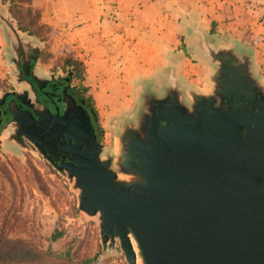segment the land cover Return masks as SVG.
I'll list each match as a JSON object with an SVG mask.
<instances>
[{
	"label": "water",
	"instance_id": "obj_1",
	"mask_svg": "<svg viewBox=\"0 0 264 264\" xmlns=\"http://www.w3.org/2000/svg\"><path fill=\"white\" fill-rule=\"evenodd\" d=\"M9 7L0 0L12 65L20 43L33 54L43 43L19 30ZM219 43L205 47L206 90L185 89L174 71L162 94L140 88L135 117L115 123L114 149L71 100L63 126L59 114L36 108V121L12 102L0 150L20 154L24 134L96 219L102 250L119 244L127 264H264V79L251 50ZM53 150L69 161L57 164Z\"/></svg>",
	"mask_w": 264,
	"mask_h": 264
},
{
	"label": "rangeland",
	"instance_id": "obj_2",
	"mask_svg": "<svg viewBox=\"0 0 264 264\" xmlns=\"http://www.w3.org/2000/svg\"><path fill=\"white\" fill-rule=\"evenodd\" d=\"M42 4L43 0L35 1L32 7L42 8ZM22 6L26 9L29 7L28 4ZM209 11L212 19L207 20L209 24L206 25L210 26L209 32L214 31L212 38L215 39L216 46L221 41H228L240 44V50H251L257 73L264 79V4L256 0H216ZM189 19L188 25L192 28L196 23L193 17L190 16ZM40 25L43 27L35 30H39V37L43 40L44 70L63 66L71 55L85 63L88 57L78 52L75 44L68 43L59 29L43 20V8ZM8 50L7 34L0 25V82H9L11 79L16 86L12 65L8 61ZM182 50L184 56H191L190 48L183 45ZM182 69L186 78L185 89L208 88L206 70L201 62L187 58ZM147 78L150 79L146 82L138 79L120 81V86L135 96L136 106L133 110L122 112L117 117L106 113L102 114L103 117L99 116L107 148L115 147L116 121L133 118L137 114L141 102L138 98L140 88L148 83L151 86L157 85L155 76ZM164 81L166 82L165 79ZM165 82L159 83L161 88L166 85ZM127 86L130 90L126 89ZM90 88L93 92V88ZM161 88L154 87L157 93L162 94ZM123 98L120 97L121 100ZM77 204V192L72 189L69 181L41 157L36 149H22L20 154L9 149L0 150V207L3 211L0 213L1 232L9 239L24 242L23 250L27 254L20 259L21 262L81 264L97 256L96 264H127L119 244L115 253L102 251L96 219L86 216L78 209ZM56 232L62 233V237L52 243L50 238ZM48 246H52L51 256L44 258L43 254L48 255Z\"/></svg>",
	"mask_w": 264,
	"mask_h": 264
},
{
	"label": "crops",
	"instance_id": "obj_3",
	"mask_svg": "<svg viewBox=\"0 0 264 264\" xmlns=\"http://www.w3.org/2000/svg\"><path fill=\"white\" fill-rule=\"evenodd\" d=\"M214 1L43 0L42 8L43 20L88 57L84 84L93 88L99 116L117 117L136 106L134 94L120 86L122 80L146 82L155 76L154 87L161 88L159 83L173 71L186 80L182 68L187 58L201 62L205 75L210 72L199 38L210 33L206 24ZM190 16L196 23L192 28ZM183 45L190 48V57L184 56Z\"/></svg>",
	"mask_w": 264,
	"mask_h": 264
},
{
	"label": "flooded vegetation",
	"instance_id": "obj_4",
	"mask_svg": "<svg viewBox=\"0 0 264 264\" xmlns=\"http://www.w3.org/2000/svg\"><path fill=\"white\" fill-rule=\"evenodd\" d=\"M212 37L213 34L210 32L204 38H199L200 55L204 53V43L209 45L211 42L216 46L215 41H212ZM15 52L12 73L15 74L20 85L14 86L11 79L5 85L0 84V137L13 119L9 111L12 102H15L21 110L30 111L36 121L38 120L35 113L36 108H40V110L47 109L53 115L59 114L61 117L59 125L63 126L68 121V103L74 100L75 105L82 107L91 117L98 143H103L107 148L108 146L104 141L105 132L101 127L94 107L83 91L76 70L64 65L46 71L43 69L42 52L41 54H33V47L26 50L21 43L18 47H15ZM227 67L231 69L233 66L229 63L226 65ZM5 94H8V96H5ZM21 139L28 150H35L33 143L24 134L21 135ZM52 152L55 153L54 150ZM55 154L59 157L58 161L55 160L57 164H61L62 161H69L68 157L63 158L64 154L59 150ZM52 158L54 157L52 156Z\"/></svg>",
	"mask_w": 264,
	"mask_h": 264
},
{
	"label": "trees",
	"instance_id": "obj_5",
	"mask_svg": "<svg viewBox=\"0 0 264 264\" xmlns=\"http://www.w3.org/2000/svg\"><path fill=\"white\" fill-rule=\"evenodd\" d=\"M35 1H39V0H20L18 2H16L15 0H3V3L10 4L9 7L10 13L17 21V26L20 31H22L23 33H28L29 36L36 37L41 42H43V40L39 37L40 35L39 30H35V29H41L43 27L42 25H40V21L42 17V8H38V7L33 8L32 4ZM23 4H28L29 7L26 9L22 6ZM211 33L213 34L214 31H212ZM64 65H68L76 70L77 77L80 83L82 84L83 91L87 95L88 101L94 107L95 113L99 118V112L96 108V102L92 93V89L84 84V81L86 80L87 77V68L85 63L82 60L75 58L74 55H71V57L65 61ZM0 84L5 85L6 82H0ZM2 212L3 211L0 207V213ZM6 218L7 216H5V219ZM61 237H62V233L56 232L51 236L50 241L53 243ZM23 245H24L23 241L16 239H9L5 237L1 232V222H0V264H24L20 260L23 258V256L27 254V252L23 250ZM51 252H52V246H48L47 248L48 255L43 254V257L44 256H45L44 258L50 257ZM97 260L98 257L96 256L92 259H87L83 261L81 264H96Z\"/></svg>",
	"mask_w": 264,
	"mask_h": 264
}]
</instances>
